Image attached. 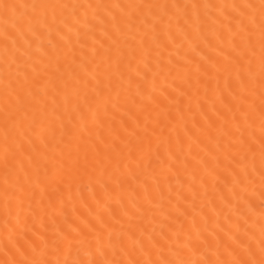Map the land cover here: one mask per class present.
Returning a JSON list of instances; mask_svg holds the SVG:
<instances>
[{
  "label": "snow or ice",
  "instance_id": "obj_1",
  "mask_svg": "<svg viewBox=\"0 0 264 264\" xmlns=\"http://www.w3.org/2000/svg\"><path fill=\"white\" fill-rule=\"evenodd\" d=\"M0 264H264V0H0Z\"/></svg>",
  "mask_w": 264,
  "mask_h": 264
}]
</instances>
